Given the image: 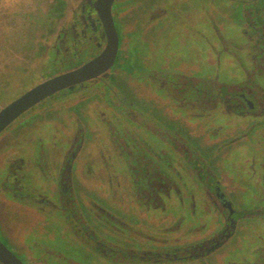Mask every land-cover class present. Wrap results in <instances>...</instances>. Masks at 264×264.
<instances>
[{
    "label": "flooded vegetation",
    "instance_id": "flooded-vegetation-1",
    "mask_svg": "<svg viewBox=\"0 0 264 264\" xmlns=\"http://www.w3.org/2000/svg\"><path fill=\"white\" fill-rule=\"evenodd\" d=\"M104 5L48 0L40 50L0 71L6 106L100 64L0 136V241L22 264H264V0Z\"/></svg>",
    "mask_w": 264,
    "mask_h": 264
},
{
    "label": "rangeland",
    "instance_id": "rangeland-1",
    "mask_svg": "<svg viewBox=\"0 0 264 264\" xmlns=\"http://www.w3.org/2000/svg\"><path fill=\"white\" fill-rule=\"evenodd\" d=\"M47 2L48 0H0V71L7 63L13 65V69L22 70L24 65L19 57L23 55L15 54L12 49L37 45L34 49L40 50L39 30L35 29L37 25L34 18L45 13ZM35 53L36 51L33 52ZM4 106L0 101V109Z\"/></svg>",
    "mask_w": 264,
    "mask_h": 264
},
{
    "label": "water",
    "instance_id": "water-1",
    "mask_svg": "<svg viewBox=\"0 0 264 264\" xmlns=\"http://www.w3.org/2000/svg\"><path fill=\"white\" fill-rule=\"evenodd\" d=\"M104 6L110 12V6L114 0H103ZM109 24L113 25L112 17L109 13ZM115 48V45L113 46ZM112 48L109 46V49ZM99 61L92 62L80 69L56 75L49 78L31 90L24 93L20 98L0 109V136L11 127L19 118L30 112L33 108L48 100L52 96L59 94L93 78L98 72ZM0 260L5 264H22L15 254L0 241Z\"/></svg>",
    "mask_w": 264,
    "mask_h": 264
}]
</instances>
